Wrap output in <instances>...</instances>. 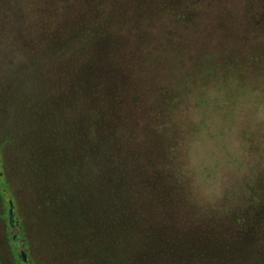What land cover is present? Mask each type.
<instances>
[{
	"label": "rangeland",
	"instance_id": "rangeland-1",
	"mask_svg": "<svg viewBox=\"0 0 264 264\" xmlns=\"http://www.w3.org/2000/svg\"><path fill=\"white\" fill-rule=\"evenodd\" d=\"M123 1L111 10L126 26L104 46L103 73L88 66L53 113L0 95V264H73L98 244L87 236L99 226L94 260L133 264L130 243H103L125 212L108 215L132 191L149 196L152 180L173 218L144 236L137 264L161 253L190 264L264 256V0ZM75 103L62 121L59 110ZM58 222L64 252L49 247ZM153 239L183 247L156 253Z\"/></svg>",
	"mask_w": 264,
	"mask_h": 264
},
{
	"label": "trees",
	"instance_id": "trees-1",
	"mask_svg": "<svg viewBox=\"0 0 264 264\" xmlns=\"http://www.w3.org/2000/svg\"><path fill=\"white\" fill-rule=\"evenodd\" d=\"M54 1L42 4L32 0H0V95L4 92H12L17 103L21 100L23 109L32 108L31 110L40 115H48L47 111L51 109L53 113L58 96L66 92L88 66L99 67V74L103 73L104 46L109 40L107 48L118 36L120 27L126 26V20L122 15H116L112 11L120 7L117 1L123 0H74L68 4L61 0ZM102 1L104 8L102 6L98 8ZM159 1L169 3L174 0ZM37 15L40 16L33 18ZM134 20L137 18H133ZM111 57V59L114 58V56ZM119 82L115 84V90L121 89L122 85L119 86ZM187 92L194 96L192 88ZM32 98H35L34 103L29 104ZM37 105L41 108L40 110ZM77 108L78 105L76 106L75 103L59 110L62 121L70 114L75 115ZM57 113L58 111L53 115ZM77 121V119L74 120L72 124L77 125ZM21 142L19 149L22 147ZM151 182L148 185L151 189L150 197L146 193L134 196L132 191L123 198L121 204L115 205L108 215V219H111L113 215L118 214L119 210L123 209L125 212L123 221L121 222L118 218L114 226L113 232L116 236L111 242L103 243L107 244L109 249H114L115 244L120 251H124L125 246L128 249V243H130V249L133 250V264H137L141 252L150 243L144 236L164 233L163 228L167 227V223H170L173 218L171 205L168 202H162L164 196L158 198L161 194L157 192L153 180ZM133 188L136 190L140 187L134 185ZM88 193L92 199L91 203L100 206L103 200L98 193L89 191ZM122 205L125 208H121ZM54 225L57 231L54 230L53 236L48 238L49 247L55 252L61 250L64 252L67 247L64 238L67 234L64 233L67 231L60 222ZM101 232V226L89 232L87 236L89 242L98 241V244L95 243V246L91 248L92 252H88V255L74 257L73 264H105L96 262L92 257L102 245L101 240L106 235ZM152 241H154L153 244L160 243L159 250L158 245H153L157 247L154 249L156 253L165 251L172 245L182 246L180 244L182 242L178 240L165 241L166 243L158 239ZM261 250L264 251V247ZM162 256L171 257L172 255L170 253L156 255L151 259V264H190L189 257H184L182 261L178 259L164 261ZM227 257L228 255L224 256V258ZM211 258L219 259L218 255H211L209 259ZM233 259L241 260L239 257L227 258L231 264H242V260L239 262ZM190 260L193 264L196 262L194 259ZM227 263L230 264V262ZM246 264H264V256L258 258L248 256Z\"/></svg>",
	"mask_w": 264,
	"mask_h": 264
},
{
	"label": "water",
	"instance_id": "water-1",
	"mask_svg": "<svg viewBox=\"0 0 264 264\" xmlns=\"http://www.w3.org/2000/svg\"><path fill=\"white\" fill-rule=\"evenodd\" d=\"M10 220L12 221V216H13V209H12V207H11V209H10ZM19 255H20V257L23 259V260H26V258H25V255H24V252H20L19 253Z\"/></svg>",
	"mask_w": 264,
	"mask_h": 264
}]
</instances>
